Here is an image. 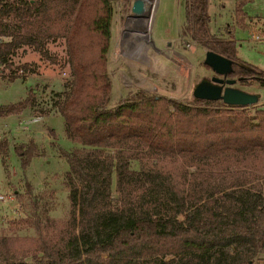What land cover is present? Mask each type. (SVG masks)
Returning a JSON list of instances; mask_svg holds the SVG:
<instances>
[{
    "label": "trees",
    "instance_id": "16d2710c",
    "mask_svg": "<svg viewBox=\"0 0 264 264\" xmlns=\"http://www.w3.org/2000/svg\"><path fill=\"white\" fill-rule=\"evenodd\" d=\"M114 1L0 0V73H14L12 57L21 47H31L57 62L47 45L64 39L72 79L55 105L66 137L90 148L82 156L79 150L62 151L70 164L69 178L85 183L83 191L76 188L71 193L79 211L77 228L43 240L28 259L13 256L14 239L0 235V264H254L264 260V187H254L248 176L251 166L264 158V107L198 98L187 103L145 88L111 105L108 54ZM254 1L236 0L240 27H247L246 6ZM209 8L210 0H187L184 34L233 60L230 77L245 84L255 80L264 87V70L239 58L235 39L212 30ZM34 93L31 90L24 100L0 105V117L35 107ZM8 147V140L0 142V150ZM14 152L24 170L40 155L34 139L15 143ZM142 155L181 159L186 170L173 176L159 169L133 168L132 161ZM103 156L107 160H100ZM192 167L195 170L190 171ZM112 168L122 198H112L109 192ZM28 188L31 192L29 184ZM138 188L142 191L135 194Z\"/></svg>",
    "mask_w": 264,
    "mask_h": 264
},
{
    "label": "rangeland",
    "instance_id": "374dc122",
    "mask_svg": "<svg viewBox=\"0 0 264 264\" xmlns=\"http://www.w3.org/2000/svg\"><path fill=\"white\" fill-rule=\"evenodd\" d=\"M133 1L115 0L113 3L112 40L108 54L113 81L111 105H116L138 88L193 102L194 85L217 74L204 63L208 49L195 41L192 35L183 32L187 0H158L151 35L157 49L151 48L148 60L140 61L122 54L121 44L129 33ZM235 7L236 0H210L212 30L228 38L231 30L237 27L239 58L264 70V0H255L246 6L244 19L247 27L238 25ZM249 19H254L253 26L248 24ZM252 30L259 31L252 34L259 37L257 42L251 41ZM47 46L57 62L43 58L31 47H21L12 57L14 73H0V105L24 100L31 90H34L37 99L36 106L27 108L22 114L0 117V142L4 139L9 142L7 151L0 150V198L13 197L12 200H0V235L14 239L11 252L17 258L28 259L43 240L57 239L77 228L79 211L73 205L71 193L76 188L79 191L85 189V183L78 177L69 178L70 164L62 156V151L79 150L82 156L90 148L66 137L63 117L55 105L63 98L58 94L62 95L67 90L72 79L66 43L64 39H59ZM23 64H29L30 68L25 69ZM10 76L15 80H11ZM229 78L237 80L232 86L261 96L260 101L252 106L264 107V87L257 81L249 80L245 84L236 77ZM30 139L37 142L40 155L34 157L24 170L14 152V145ZM106 153L115 155L111 150H106ZM100 160H107V157L103 156ZM112 160L115 161L114 158ZM132 166L137 170L159 169L173 173V176L185 169L181 159L147 155L134 159ZM251 167L248 175L251 184L264 187V158ZM101 170L106 173L104 162ZM111 172L109 192L112 198H122L115 169L112 168ZM141 191L138 188L135 194ZM168 210L164 208L162 211ZM254 264H264V260L257 259Z\"/></svg>",
    "mask_w": 264,
    "mask_h": 264
},
{
    "label": "water",
    "instance_id": "95a60500",
    "mask_svg": "<svg viewBox=\"0 0 264 264\" xmlns=\"http://www.w3.org/2000/svg\"><path fill=\"white\" fill-rule=\"evenodd\" d=\"M147 10L148 3L145 0L133 1L132 12L143 13ZM204 63L217 75L210 79L203 78L194 85L193 95L195 98L211 101L222 100L230 106H252L259 102L261 97L259 94L232 86L237 81L234 78H229L234 70L233 60L212 50H207Z\"/></svg>",
    "mask_w": 264,
    "mask_h": 264
},
{
    "label": "bare ground",
    "instance_id": "6f19581e",
    "mask_svg": "<svg viewBox=\"0 0 264 264\" xmlns=\"http://www.w3.org/2000/svg\"><path fill=\"white\" fill-rule=\"evenodd\" d=\"M148 10L143 13L132 12L129 16V33L122 42V54L133 60H148L151 48H156L152 42V28L158 0H145ZM157 49V48H156ZM159 51V50H158Z\"/></svg>",
    "mask_w": 264,
    "mask_h": 264
},
{
    "label": "crops",
    "instance_id": "0c3cea01",
    "mask_svg": "<svg viewBox=\"0 0 264 264\" xmlns=\"http://www.w3.org/2000/svg\"><path fill=\"white\" fill-rule=\"evenodd\" d=\"M254 22H255L254 19H249L248 24L253 26V23H254ZM236 29H237V27H236L233 31L231 30L232 33H231L230 37H228V38H233V39H235V40L238 42V44H239V41H238L239 39L236 38ZM246 30H249V29H246ZM255 32L259 33L258 30H255V31L252 30V31L250 32V35H251L250 38H251V41H253V42H257L255 39H253V35H252V34L255 33ZM262 43H264V42H262Z\"/></svg>",
    "mask_w": 264,
    "mask_h": 264
},
{
    "label": "built area",
    "instance_id": "2783aa9c",
    "mask_svg": "<svg viewBox=\"0 0 264 264\" xmlns=\"http://www.w3.org/2000/svg\"><path fill=\"white\" fill-rule=\"evenodd\" d=\"M253 39H255V40H258L259 39V37L258 36H256V35H253ZM6 197H3L2 196V198H0V200H4ZM6 199H10V200H12L13 199V197H9V198H6Z\"/></svg>",
    "mask_w": 264,
    "mask_h": 264
},
{
    "label": "flooded vegetation",
    "instance_id": "af4514ba",
    "mask_svg": "<svg viewBox=\"0 0 264 264\" xmlns=\"http://www.w3.org/2000/svg\"><path fill=\"white\" fill-rule=\"evenodd\" d=\"M226 86V85H225Z\"/></svg>",
    "mask_w": 264,
    "mask_h": 264
}]
</instances>
